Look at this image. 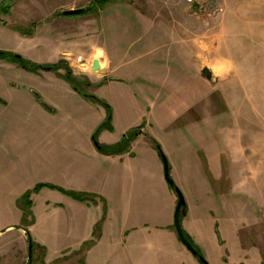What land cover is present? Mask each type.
Segmentation results:
<instances>
[{
	"label": "rangeland",
	"instance_id": "374dc122",
	"mask_svg": "<svg viewBox=\"0 0 264 264\" xmlns=\"http://www.w3.org/2000/svg\"><path fill=\"white\" fill-rule=\"evenodd\" d=\"M11 2L7 14L11 19L6 21L23 18L30 25L20 30L6 27L3 19L7 15H0V51L20 56L8 49L24 48V35H29L36 25L47 24L50 42L64 43L69 50L66 60H59L63 62L62 74L51 70L55 76L71 86L64 77L70 74L78 90L88 95L96 93L106 81L112 82L102 89L99 99L106 107L85 99L103 108L106 115L90 137L97 132L98 142L105 130L115 127L117 135L125 129L123 136L131 138L122 152L125 153L142 135L141 131H147V136H142L155 153L154 134L171 161L183 164L187 158L186 163L193 167L191 173L197 171L198 161L208 167V154L215 155L224 174L216 186L225 195H220L214 216L210 217L222 241V264H239L244 255V264H264V0H204L198 5L185 0ZM99 2L105 4L99 6ZM60 6L90 10L69 17L75 21L57 27L49 12L54 11L58 19L61 13L56 9ZM89 19L95 20L100 34L106 36L99 39L109 54L111 67L88 42ZM12 32L21 38L12 37ZM37 52L40 57L45 54ZM5 60L9 61L0 59ZM94 62L100 70L107 71L106 76L99 70L92 72ZM204 69L208 70L207 78L201 75ZM29 71L36 72L38 68L30 66ZM144 87L157 98L144 93ZM166 124L173 126L171 130ZM69 130L70 126L62 129L64 133ZM142 156L144 163L152 167L145 151H141ZM182 181L188 187L184 193H195L205 185L214 191L210 181L207 184L195 176H184ZM73 195H82L84 201L90 202L95 198L78 192ZM28 218L33 220L31 213ZM235 239L241 241V249L233 243ZM35 251L36 247L30 264H44L43 259L34 256ZM238 255L242 259L238 260Z\"/></svg>",
	"mask_w": 264,
	"mask_h": 264
},
{
	"label": "crops",
	"instance_id": "0c3cea01",
	"mask_svg": "<svg viewBox=\"0 0 264 264\" xmlns=\"http://www.w3.org/2000/svg\"><path fill=\"white\" fill-rule=\"evenodd\" d=\"M72 9V6H60L56 10L61 13ZM49 14L57 27L75 21L63 15L56 19L54 11ZM8 16L3 19L6 27L20 30L30 25L23 18L9 23ZM94 21H87L88 42L92 50L100 52L97 56L106 57L111 67L109 54L100 41L106 36L100 34ZM48 27L36 25L29 35H24L27 46L8 50L39 66H53L60 59L66 60L69 50L64 43L50 42ZM10 35L22 36L17 32ZM39 50L45 52L41 57ZM44 68L33 72L10 61H0V264H30L29 240L36 246L34 256L43 259L44 264H81V261L83 264H201L177 238L173 226L177 198L164 179L157 151L156 154L144 141L142 135L147 136V131H141L142 135L128 152L103 154L90 137L106 117L103 108L87 102L62 77ZM103 69L99 71L106 76ZM56 72L62 74V69ZM111 84L106 81L90 95L100 99L102 89ZM144 89L149 97L157 98L147 91L149 88ZM64 126H70V130L64 133ZM172 127L169 125L168 130ZM124 131L114 135L115 127L105 130L98 144L113 146L121 140ZM153 138L159 142L170 166V177L185 200V214L180 216L184 235L209 264H222V241L218 226L211 219L220 195H225L216 186V181L218 184L224 175L218 168V159L206 151L213 162L209 160L207 167L198 161L197 171L191 173L193 167L188 166L187 158L183 163L186 167L180 160L171 161L162 142L155 134ZM183 144L190 147L185 141ZM141 151L152 161V167L144 163ZM184 176L204 179L207 184L210 181L214 191L204 184L202 190L184 193L188 189L183 185ZM40 184L62 191L43 187L32 193L33 220L28 218L25 223L18 202ZM69 192L91 194L95 198L80 202ZM99 222L96 235L94 230ZM235 240L233 243L241 249V241ZM245 258L238 255V260L243 261L239 264H244Z\"/></svg>",
	"mask_w": 264,
	"mask_h": 264
},
{
	"label": "trees",
	"instance_id": "16d2710c",
	"mask_svg": "<svg viewBox=\"0 0 264 264\" xmlns=\"http://www.w3.org/2000/svg\"><path fill=\"white\" fill-rule=\"evenodd\" d=\"M11 0H3L1 3H0V15H7L9 14L10 12V9L12 7V4H11ZM105 2H99V6H102L104 5ZM90 9H85V11L81 14H84L86 12H89ZM62 15V13H61ZM7 59L15 64H17L18 66H20L22 69H25L27 71H29L30 69V66L32 67H35V68H44L42 66H38V65H31L30 63H28V61L22 59L21 57L19 58H15V56H13L12 54L10 53H5V52H1L0 51V59ZM63 62L59 61L56 65H53V66H46L45 68H49L50 70H59V69H62V64ZM67 81L71 84L73 90H75L77 93H79L82 97L84 98H87V99H91L93 100L94 102H97V103H101L104 107H106V105L104 103H102L101 100H99L98 98H96L95 96H92V95H88V94H85V93H82L78 90V88L75 86L74 82H73V78L71 77L70 74H67L64 76ZM101 128V127H100ZM99 128V129H100ZM96 135H97V132H95V134L92 136L94 138V140L96 141ZM130 135V134H129ZM127 138V139H126ZM128 139H131L129 136H122L121 140L113 145V146H109V147H105L103 145H99L100 147V151L103 153V154H121L127 147V141ZM155 146L159 145L157 144V142H153ZM43 187H47V188H50V189H54V190H59V191H62L61 189L55 187V186H50V185H45V184H40V185H37L35 186V188L30 191V192H26L22 198L20 199V201L18 202V205L20 206V208L22 209V212H23V222L26 223V218L30 215V207H31V200H30V195L32 193H36L38 190H40L41 188ZM73 195V194H72ZM75 196L74 198L78 201H84L83 200V196L82 195H73ZM105 210V208H104ZM100 226H101V222H99L96 226H95V230H94V233H96L97 235V232L100 230ZM185 236V235H184ZM186 237V236H185ZM187 239V237H186ZM188 240V239H187ZM189 241V240H188ZM89 245V244H87ZM35 244L32 243V253H33V249H34ZM81 264H83V262L81 261Z\"/></svg>",
	"mask_w": 264,
	"mask_h": 264
},
{
	"label": "water",
	"instance_id": "95a60500",
	"mask_svg": "<svg viewBox=\"0 0 264 264\" xmlns=\"http://www.w3.org/2000/svg\"><path fill=\"white\" fill-rule=\"evenodd\" d=\"M84 11L85 9H72V10L62 11L61 13L63 16H76V15L83 13ZM15 57L19 58L20 56L16 55ZM44 69L49 70V68H44ZM98 70H99V65L97 62H94L92 66V72H97ZM201 75L202 77H205V78L209 77L208 70L207 69L202 70ZM92 142L94 146L96 147V149L100 150L98 142L95 141L93 137H92ZM156 150L162 162L164 179L166 183L168 184V186L170 187V189L174 192L177 198V202H176L174 213H173V226H174L177 238L179 242L182 244V246L192 255L193 258L197 259L201 264H208L203 259V257L197 252V250L193 247V245L184 236V233L180 225V216L185 214V210H186L185 200H184L182 193L175 186L172 178L170 177L169 163L159 145L156 146ZM31 258H32V243L29 240L28 242V261L29 262H31Z\"/></svg>",
	"mask_w": 264,
	"mask_h": 264
},
{
	"label": "built area",
	"instance_id": "2783aa9c",
	"mask_svg": "<svg viewBox=\"0 0 264 264\" xmlns=\"http://www.w3.org/2000/svg\"><path fill=\"white\" fill-rule=\"evenodd\" d=\"M204 0H185V2H187L188 4H201V2H203Z\"/></svg>",
	"mask_w": 264,
	"mask_h": 264
}]
</instances>
